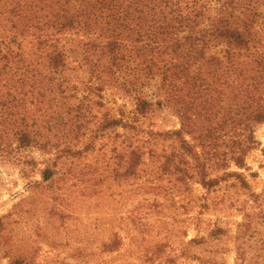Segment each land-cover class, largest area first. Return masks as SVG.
I'll return each mask as SVG.
<instances>
[{
	"label": "trees",
	"instance_id": "16d2710c",
	"mask_svg": "<svg viewBox=\"0 0 264 264\" xmlns=\"http://www.w3.org/2000/svg\"><path fill=\"white\" fill-rule=\"evenodd\" d=\"M107 91L119 94L117 111L105 109L88 137ZM165 108L179 128H154ZM259 126L264 0H0V151L12 135L18 147L52 153L43 183L119 127L125 180L149 154L184 185L213 190L231 180L247 190L237 264H264V190H250L237 170L259 144Z\"/></svg>",
	"mask_w": 264,
	"mask_h": 264
},
{
	"label": "rangeland",
	"instance_id": "374dc122",
	"mask_svg": "<svg viewBox=\"0 0 264 264\" xmlns=\"http://www.w3.org/2000/svg\"><path fill=\"white\" fill-rule=\"evenodd\" d=\"M115 100L119 104L118 93L105 92V106L96 108L100 114L89 122L88 137L97 134L105 109L116 113ZM152 121L158 130L180 126L166 108L156 110ZM104 132L93 149L68 156L54 179L44 183L41 171L52 153L18 147L12 135L5 137L0 151V264H211L210 258L238 263L233 236L243 219L247 190L231 180L213 190L194 181L184 185L159 167L164 158L155 162L149 154L138 176L125 180L119 177V127ZM255 135L259 144L247 155L246 168L237 170L250 190L260 193L264 126ZM218 227L227 233L210 237ZM114 242V250L106 251Z\"/></svg>",
	"mask_w": 264,
	"mask_h": 264
}]
</instances>
